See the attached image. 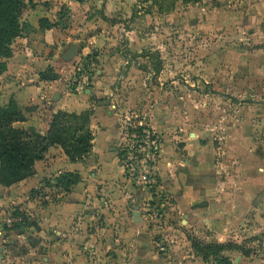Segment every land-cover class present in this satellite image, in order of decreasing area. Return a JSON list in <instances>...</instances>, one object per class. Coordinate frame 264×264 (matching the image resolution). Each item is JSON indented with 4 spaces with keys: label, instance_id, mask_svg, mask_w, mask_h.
Masks as SVG:
<instances>
[{
    "label": "rangeland",
    "instance_id": "rangeland-1",
    "mask_svg": "<svg viewBox=\"0 0 264 264\" xmlns=\"http://www.w3.org/2000/svg\"><path fill=\"white\" fill-rule=\"evenodd\" d=\"M253 1L23 0L22 34L12 43L13 56L2 59L1 105L14 100L26 121L43 126L55 113L46 111L54 98H44L49 86L41 75L56 73L53 90L73 93L64 95L66 111L91 112L107 157L115 147L123 151L142 141L144 152L157 147L156 156L134 160L129 170L121 162L131 187L143 195L137 205L152 244L148 256L146 244L126 249L124 264H207L193 240L236 243L224 252L234 264L249 257L264 264V232L249 237L243 222L227 223L235 186L243 197L239 175L264 169V18L248 21ZM45 18L56 26L40 24ZM71 44L77 53L66 60ZM138 126L158 142L139 139ZM184 193L191 202L215 204L197 225L184 222L178 206ZM17 208L0 217V239L12 255H25L18 235L28 216L14 215ZM17 217L22 220H12ZM109 253L101 264H119Z\"/></svg>",
    "mask_w": 264,
    "mask_h": 264
},
{
    "label": "crops",
    "instance_id": "crops-1",
    "mask_svg": "<svg viewBox=\"0 0 264 264\" xmlns=\"http://www.w3.org/2000/svg\"><path fill=\"white\" fill-rule=\"evenodd\" d=\"M253 3L248 9V21L251 18L253 21L264 18V0H254ZM45 83L49 87L43 91L44 98L49 100L50 94L54 98L53 102L49 100L48 105H45L46 111L51 116L59 110L66 111L68 102L64 95L67 93L71 96L73 93L61 92L62 89L54 91L58 82ZM50 122L51 117L43 126L35 119L18 126H32L46 133ZM94 135L92 152L84 161L72 162L60 146H53L43 160L36 162L35 173L31 177L11 187L0 184V217L9 208L18 207L34 223V226L24 228V234L18 235L20 239L23 238L22 245L28 249L25 255H12L11 246H5L0 239V264H101L102 260L107 263L103 258L111 250L115 252V257L118 255L119 264H124L122 255L125 250L139 249L140 244H146L147 256L152 253L148 234L143 232L141 226V221L144 223L140 206L143 195L131 187L121 164L118 147H115L111 157H107L100 146L105 138ZM262 171L244 169L239 175L244 180L241 185L243 197L240 198V189L235 186L233 195L229 194L228 199L227 223L235 226L243 222L244 232L249 237L261 236L264 232ZM64 172L79 173L81 182L68 191L58 188L55 179ZM233 181L236 183V180ZM181 197L178 206L185 212L184 222L188 225H197L199 216L210 212L215 205L213 201L206 206L198 204L200 201L191 202L189 194L185 193ZM132 200L136 204L131 209ZM136 206L140 209V216L133 214ZM26 236L36 239L37 245L31 246ZM112 256L114 254L111 253L108 258ZM246 264L263 263L249 257Z\"/></svg>",
    "mask_w": 264,
    "mask_h": 264
},
{
    "label": "trees",
    "instance_id": "trees-1",
    "mask_svg": "<svg viewBox=\"0 0 264 264\" xmlns=\"http://www.w3.org/2000/svg\"><path fill=\"white\" fill-rule=\"evenodd\" d=\"M183 1L192 3L201 0ZM22 7L23 0H0V75L7 69L2 59L13 56L12 43L21 36L24 28L20 21ZM42 23L48 29L56 26L46 18L40 21ZM57 77L56 73H42L41 80L51 81ZM91 115L89 111L78 114L59 110L53 115L48 131L42 133L35 127L23 128L16 125L26 121L16 101L11 100L7 106L0 103V184L11 187L31 177L35 173L36 162L43 160L53 146H60L72 162L84 161L91 154L95 139L91 129ZM143 130L145 127H137L139 139L147 138L149 142H158L153 131L146 135ZM127 158V150L120 151V159L125 161ZM81 180L79 173L64 172L56 177L55 182L58 188L68 191ZM16 214H20L18 208L14 212ZM33 224L29 217H23L19 232ZM192 243L207 264H234L224 252L238 248L236 243H205L199 240H193Z\"/></svg>",
    "mask_w": 264,
    "mask_h": 264
},
{
    "label": "built area",
    "instance_id": "built-area-1",
    "mask_svg": "<svg viewBox=\"0 0 264 264\" xmlns=\"http://www.w3.org/2000/svg\"><path fill=\"white\" fill-rule=\"evenodd\" d=\"M149 140L147 139L145 142H148ZM155 142V141H154ZM142 144L139 145L138 143L137 144H132L130 147L124 149L123 151H126L128 152V158L125 160V162L127 161V170H129V168L132 167L133 164V161L136 160V161H139V162H142L143 160L147 159L146 156L148 153H152L153 155L156 156L157 154V147L153 148L152 145H150L149 149L147 151L144 152V150L146 149L144 147V141H142ZM146 145V144H145ZM145 148V149H144ZM124 162V161H123ZM130 162H131V165H130ZM145 178H147V175H145ZM154 192V191H153ZM155 193H153L154 195ZM12 220L16 221V222H20L22 219L17 217V218H13Z\"/></svg>",
    "mask_w": 264,
    "mask_h": 264
},
{
    "label": "water",
    "instance_id": "water-1",
    "mask_svg": "<svg viewBox=\"0 0 264 264\" xmlns=\"http://www.w3.org/2000/svg\"><path fill=\"white\" fill-rule=\"evenodd\" d=\"M76 53H77V50H76L75 45L71 44L69 46V48L66 50V52L64 53L63 58L66 59V60L67 59H71V58L76 56ZM133 214L135 216H140V212H139V207L138 206L135 207V211H134Z\"/></svg>",
    "mask_w": 264,
    "mask_h": 264
}]
</instances>
